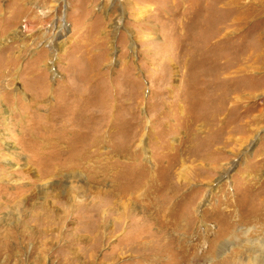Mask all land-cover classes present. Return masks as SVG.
Instances as JSON below:
<instances>
[{"label": "rangeland", "instance_id": "obj_1", "mask_svg": "<svg viewBox=\"0 0 264 264\" xmlns=\"http://www.w3.org/2000/svg\"><path fill=\"white\" fill-rule=\"evenodd\" d=\"M263 243L264 0H0V264Z\"/></svg>", "mask_w": 264, "mask_h": 264}, {"label": "bare ground", "instance_id": "obj_2", "mask_svg": "<svg viewBox=\"0 0 264 264\" xmlns=\"http://www.w3.org/2000/svg\"><path fill=\"white\" fill-rule=\"evenodd\" d=\"M134 192V191H133ZM119 198H121V197H119ZM114 201V200H113ZM119 201H121V199H119ZM125 203V202H124ZM117 205V204H116ZM158 206V205H157ZM124 210V209H123ZM120 213H122L121 211H120ZM129 213V212H128ZM125 215V214H124ZM122 216H123V213H122ZM122 218V217H121ZM125 220V219H124ZM262 249H264V243L262 244V247H261ZM253 257V256H252ZM250 258L251 260H252V264H264V251H262V253L261 254H259V256L258 255H256V256H254L253 258ZM242 261V260H241ZM235 262V261H234ZM234 262H233V264H234ZM243 263H245V262H243ZM246 264V263H245ZM248 264H250V263H248Z\"/></svg>", "mask_w": 264, "mask_h": 264}]
</instances>
